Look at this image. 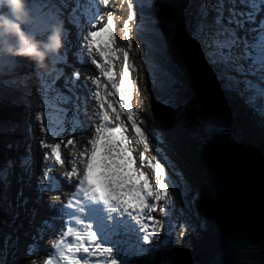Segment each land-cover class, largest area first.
I'll return each mask as SVG.
<instances>
[{
    "label": "rangeland",
    "instance_id": "obj_1",
    "mask_svg": "<svg viewBox=\"0 0 264 264\" xmlns=\"http://www.w3.org/2000/svg\"><path fill=\"white\" fill-rule=\"evenodd\" d=\"M112 1L117 8H120L119 10L121 12H117L115 15L114 12H112L113 10L110 9V7L113 6L112 3L110 7L109 4L106 6V8H109L105 9L103 13H105V17L111 14L113 18L116 19V30L113 31L115 37V44L113 47L117 53L116 57H118L115 60L118 62L115 63V69H117L122 81L125 71L124 52H128L131 62L129 67V79L133 84L131 105L135 107L133 110H135L134 114L138 126L141 127L142 131L147 136L149 150L145 151L144 142L137 135L132 122L128 119L125 112H121L120 120H116V118H114L115 112L111 110L112 121L115 123L114 126H119L121 121H123V134L130 141L126 146L132 152V157L135 161L134 164L137 169L146 174L153 187L158 186L159 181L157 180L153 168L148 164L147 160L141 159V155L147 156L149 160L155 157V162L161 164L165 168L166 176L164 177V182L168 186L170 193L169 202L165 204L164 201H160L158 205V207L166 208L169 215L166 217L160 211H156L155 214L152 215L156 220L163 222V230L153 236L150 243L141 242L138 245L139 248L144 249L143 252H138L135 247L137 245V236H142V232L134 235L129 240V244H124V249L119 251L122 264H193L191 263L192 260L190 259L189 252L198 253L199 255H205L207 258L210 257L214 259V261L209 260L203 264H239L238 261L242 263L251 260L255 250H249L248 248L251 245L253 232L255 229H258L260 224L264 225V219H258L255 214L244 209L242 203L230 201L226 198L228 193L224 185L226 180V167L220 165L218 150L211 144L212 142L217 145V147L221 148L222 139L220 137L227 129L224 120L220 119L218 116L207 118L203 115V117L200 116L198 118V121L201 122L200 124L198 121L194 123L193 120L185 121L184 124L182 122H176L175 118H172L170 114L165 111L166 109L164 110L161 108L168 107L167 104H161V99L164 100L165 96L167 98L169 92L162 90L160 85L156 87V83H154V81L156 82L155 64L160 52H164L167 49L169 35L165 32L166 28L170 27V24L164 22V20L159 21L157 18H154L151 22L145 24L146 28L138 38L137 32L140 25L143 23L140 16L135 12V19L131 20L129 23L132 41L131 47H129V38L125 35L126 30L124 28V23L128 20L131 11L128 6V0ZM186 1L189 2L186 3ZM65 3L66 2L61 4L60 1L59 5L63 10H68ZM216 5L217 0H184V8L181 9L182 13L179 12L176 15V19H184L185 26L181 29H177V32L183 36L186 53L189 58L194 61V64H196L195 69L204 70H202V72L209 81L208 86L217 93L221 105H228L232 108V115L226 116V121L228 122L227 126L236 127V131L245 135L248 142L259 144L260 142H264V132H259L263 128V124H261L260 120L257 118V116H260L259 113H262L260 108L249 106V104L246 103V99L239 94V90L244 87L243 84L237 86L227 79V76H236L237 74L232 71L231 67H226L221 63H213L214 59H218V54L215 50L214 53L210 52L209 44H205L202 41L205 38V28L209 25H213L209 19V15L214 12ZM73 6L70 7L73 8ZM215 11L217 12V10ZM79 13H81V10L76 13V15L80 17L79 26L71 22V11L61 13L59 18V23H62L64 27L63 56H58L57 53L50 55L53 65H50L49 69H55L56 64L59 65V63L62 65L61 69L58 71L55 70L53 74L50 70L35 73L37 84L38 82H47L54 90L49 91L50 93L59 92L63 98L67 99V103H62L68 107L67 110L65 109L66 113L70 114V119L66 122V135L68 137L64 144V148L66 149H70L73 145H68L69 140L74 141L80 138L82 133L90 129V126L93 124V109L90 105L92 101L90 98L91 89H89L90 80L88 79L89 77H98L96 72H99L95 70L90 75L91 71L84 72L82 70L84 64L90 66L94 65L88 60L86 51L84 50V35L87 32V24L84 21L86 17H81ZM147 13L151 14L150 11H147ZM38 16L39 18L43 17V15ZM197 18L200 20L202 19V21H199L200 26L197 25V23H199ZM205 21L210 24L206 25ZM42 23L43 21H41V24ZM40 25H38L39 27L37 28H35L36 26L30 28L29 24L25 27L27 31L38 34L42 32ZM158 26L163 28V30L157 28ZM65 30L67 31L65 32ZM0 51V68H2L4 67V62L6 63L9 58H7L8 54L4 53L2 50ZM10 57L12 67L15 56L10 55ZM76 73H79L78 78ZM81 75L83 77H81ZM28 77H26V83H29L32 87L34 83L36 84V81H33L31 75ZM50 78L55 79L56 84L50 83ZM121 81L116 84L119 86ZM154 84L155 87H153ZM32 88V94L29 93L27 95V105L31 110L30 116L27 117V124H29L30 127V136L32 135L31 127L34 129L33 123L35 122L33 117L34 103L36 100ZM121 91L123 94L121 92L120 96L125 100L127 90L121 86ZM42 92L45 93L46 91L43 89ZM107 99L112 101L113 105L116 104L114 107L117 111H119L121 104L125 105V102H117L115 98ZM120 101H122V98ZM172 110L179 112L178 116L182 115L180 110H176L175 108ZM97 111H99V108L95 106L94 114L96 112V116L99 117ZM163 125L166 126V129L174 131L173 133L174 135L176 134V139L170 137L168 140L167 137H164V130L161 128ZM200 126L203 130L200 129ZM15 127H17V123L14 124V128ZM193 127H195L193 131L199 132L193 133L190 137V129ZM158 128H161V130ZM94 136L95 135H93L92 138H94ZM28 139L29 136L24 142L23 140L14 141L12 148L15 158H13L11 166L7 168L3 175V177H6L3 178V180L4 184H7V189L5 191V199L0 201V212L7 215L5 217L6 227L8 225L11 229L6 243L5 236L7 233L2 235L3 246L0 247V264H5L10 260L14 263L19 256L17 247H15L14 244L17 240L16 237L14 238V235H16L15 232H17L15 230L16 226L13 225L16 220H19L18 222H21L20 224L23 223L25 226H30L31 224L29 220L25 217L21 218L19 215H16L10 208L13 201H16L15 192L17 186L15 185L16 175H14V173H16L21 161L25 158L22 152L25 153V151L29 149L27 147ZM171 140H174L173 146L172 142H170ZM36 145L38 144L37 135L35 134V149ZM260 154L262 155L261 157L264 156V147L259 155ZM221 156L223 163L229 162L228 159H225V157L229 158L227 153H222ZM61 175H64V171ZM185 183L188 184L189 188L192 190V194L188 202L184 201L181 206H178L175 200L178 197L177 190ZM6 200L7 203L5 202ZM247 205L249 204L247 203ZM236 207H238L237 211L235 210ZM250 209L254 210V208ZM236 214L239 216V220ZM11 218H13V222L7 224L8 220L12 221ZM206 221H208L207 225ZM236 223L238 225L235 226ZM20 224L17 226H21ZM38 235H40L39 230L37 231V236ZM31 239L34 242L42 241V237H38L37 240V238L30 236V239H27L24 243L23 249L19 250L22 257L24 256V259L26 257L29 258V250H35V247L30 244L32 241ZM176 239L177 242H180L178 247L169 248L166 252L160 250L163 249L162 247H164L167 242ZM237 240H239V250L235 245ZM130 245L133 246L131 249ZM157 253L164 254L159 256ZM27 264H30V262Z\"/></svg>",
    "mask_w": 264,
    "mask_h": 264
},
{
    "label": "snow or ice",
    "instance_id": "obj_2",
    "mask_svg": "<svg viewBox=\"0 0 264 264\" xmlns=\"http://www.w3.org/2000/svg\"><path fill=\"white\" fill-rule=\"evenodd\" d=\"M63 3L64 0H61V4ZM75 4L71 22L79 26L80 17L76 13L83 8L81 14L88 20V30L84 35V50L88 56L92 57L91 63L96 65L100 75L106 77L108 83H102L98 77H89L91 84L95 86L92 93L94 100L98 102L97 115L102 123L98 124L94 138L88 142L91 145L90 150L85 149L81 154L85 160L84 175L78 181L73 197L61 206L62 218L68 217L69 223L61 233L60 239L53 240L49 251L43 254L47 256L44 264H122L120 256L114 255V249L128 241L114 239V237L127 235L133 231L143 232L142 236H137L135 246L138 252H143L144 249L139 248L138 245L141 242L150 243L151 238L163 230V222L156 220L151 213L160 211L166 217L169 215L166 208L158 207V205L160 201L167 204L170 193L164 182L165 168L155 162V157L149 160L147 156L141 155V159L147 160L153 168L159 181L158 186L153 187L146 174L134 167L132 152L126 147L130 141L123 134V121L119 126H111L113 121L108 108H112L115 112L116 120H120L121 112H125L128 119L132 121L137 135L144 142L145 151L149 150L147 136L138 126L131 108L133 84L129 79L131 62L128 52H124V78L119 86L114 82L113 60L118 57L113 51L115 44L113 15L109 14L107 22L104 23L103 15L94 14L92 11L93 7L98 10L99 6L108 5L109 0H88V5L83 6L80 0H75ZM238 5L237 0H231L227 17L224 15L223 4L219 6L213 20L214 32L209 47L215 49L218 54V59H214L213 63L231 67L237 74L229 75L227 79L237 86L243 84L244 87L239 90V94L246 99V103L256 107L257 102L260 101L262 102L260 110L264 112V18L257 21V16L264 12V0H238ZM128 6L131 11L128 20L124 23V28L125 35L129 38V47H131L129 23L135 19L136 13L132 0H128ZM43 7L47 9V12L42 14L43 19L59 24L60 8L54 3L45 4ZM248 25L252 27H247ZM46 31L47 29H44V32ZM38 34L42 35L43 32ZM96 55L101 58L102 63L98 62ZM76 76L78 78L79 73H76ZM121 86L127 90V107L121 104L120 110L117 111L113 102L107 98L113 94L119 97ZM42 88L46 92L54 91L47 82L42 84ZM62 103H67V99L56 92L55 96H50L44 104V107L49 110L47 120L52 126L53 138L66 118V110L60 107ZM73 143L72 140L68 141V145ZM43 146L51 147L55 163L64 164L61 143L54 145L45 143ZM45 159L47 160L48 157L46 156ZM10 165L11 162H9ZM21 167L28 170L27 158L21 161ZM48 168L46 164V170L41 177L42 191L50 180L52 183L47 185L48 188L56 186L54 179L49 175ZM76 174L77 169L73 168V171L66 174V178L71 182ZM44 226H48L47 220L44 221ZM132 247L130 245V249ZM33 255H41L38 247Z\"/></svg>",
    "mask_w": 264,
    "mask_h": 264
},
{
    "label": "trees",
    "instance_id": "obj_3",
    "mask_svg": "<svg viewBox=\"0 0 264 264\" xmlns=\"http://www.w3.org/2000/svg\"><path fill=\"white\" fill-rule=\"evenodd\" d=\"M183 2L184 0H132L135 12L140 16L143 23L137 32L138 38L146 28L145 24L151 22L154 18H157L159 21L164 20V22L170 24V27H167L165 32L169 35L167 49L164 52H160L155 64L156 82L154 81V83H156V87L160 85L162 90L169 92L167 98L165 96L164 100L161 99V104H167L168 107L161 108L166 109L165 111L172 118H175L176 122L184 124L188 120H193L195 123L203 115L207 118L218 116L224 120L227 129L220 137L222 139L221 148L212 142L211 144L218 150L220 165L226 167V180L224 184L228 190L226 198L230 201L242 203L244 209L255 214L258 219H264V156L261 157L262 155H259L264 147V142H260L259 144L248 142L245 135L236 131V127L227 126L226 116L232 115V108L228 105H221L217 93L208 86L209 81L202 72L203 69H195L196 64L186 53L183 36L177 32V29L185 26L184 19H176V15L184 8ZM147 11H150L151 14H148ZM216 15L217 13L214 12L213 15L209 16V19L213 21V16L216 17ZM197 21H202V19L197 18ZM197 25L200 26V22ZM157 28L163 30L159 26ZM35 36L40 40H46L44 36L38 34H35ZM62 52V49L57 52L58 56H63ZM10 59L11 57L4 63V67L0 68V201L5 199V191L7 189V185L4 184L3 175L7 168L11 166H9V162H12L13 158H15L12 144H14L15 140H23L24 142L30 136L27 124V117L30 116L27 95L29 93L32 94L31 88L33 87V94L38 96L39 86H37L35 73L50 70L38 67L29 58L18 56L14 57V64L11 67ZM46 62L49 66L53 65L50 56ZM61 67L60 63L59 65L56 64L55 69L50 71L53 74L55 70L58 71ZM29 75H31L33 81H36V84L34 83L32 87L29 83H26V77ZM49 81L56 84V80L53 78H50ZM153 87H155V84ZM261 103L258 101L256 108H260ZM173 108L180 110L182 115L178 116L179 112L173 111ZM259 114L261 117L257 116V118L263 124V128L259 131L261 133L264 132V112ZM15 123H17V127L14 128ZM198 123L200 124L201 122L198 121ZM194 128L190 129V137L193 133L199 132L193 131ZM200 129L203 130L201 126ZM222 153L229 155V158L225 157L226 160H229L228 163H223ZM27 155V152L23 153V157ZM179 188L177 190L178 197L175 200L177 205L181 206L184 201H189L192 190L186 183ZM5 202L7 203V200ZM250 208H254V210ZM237 209L238 207L235 210L237 211ZM6 216L5 213L0 212V247L3 246L2 235L7 233L5 243L10 235L11 228L8 225L6 227ZM237 219L239 220L238 215ZM9 222L12 223L13 220H8L7 224ZM236 225L238 224L236 223ZM179 243L177 239L174 241L170 240L160 250L166 252L169 248L178 247ZM238 243L239 240L235 242V245L239 250ZM248 249L255 250L253 258L242 263L238 261L239 264H264L263 224H260L258 229L254 230L251 245ZM157 254L161 256L164 253ZM189 256L193 264H203L209 260L214 261L213 258H207L205 255H199L198 253L189 252Z\"/></svg>",
    "mask_w": 264,
    "mask_h": 264
},
{
    "label": "bare ground",
    "instance_id": "obj_4",
    "mask_svg": "<svg viewBox=\"0 0 264 264\" xmlns=\"http://www.w3.org/2000/svg\"><path fill=\"white\" fill-rule=\"evenodd\" d=\"M32 1L37 3L36 11L39 13V15H42L43 13L47 12V9L44 8L43 5L49 4V3L56 4L60 8L61 13H63V12L67 13L68 11L72 12L73 8L76 7L75 0H68V1L66 0L67 1V6L66 7H67L68 10H63L61 8V6L59 5L60 1H56V0H32ZM80 2H81L82 6L83 5H88V0H80ZM112 3H113V1L109 0V7L111 6L110 4H112ZM114 4L115 3H113V6H111L110 9L113 10L112 12H114V14L116 15L117 12L120 13L121 11L119 10L120 8H117L116 5H114ZM221 4H223V6H224L223 7L224 15H225V17H227L228 8L231 7V0H217V5L215 6V9H214L215 13H217L215 10H218L219 6ZM70 6H73V8L70 7ZM106 6H108V5H106ZM106 6H99L98 10L94 7L95 9L93 11L94 14H102L103 15V17H104L103 22L104 23L106 22L107 17L109 16V14H108V16L105 17L104 16L105 13H103V11L105 9L109 8V7L106 8ZM237 6H239L238 5V0H237ZM2 10H4V9H2ZM80 10H81V13H82L83 8L80 9ZM214 12H212L211 14H213ZM81 13H79V15H81V17H82L83 15ZM211 14L209 16H211ZM213 17L215 18V16H213ZM214 18H213V20H214ZM39 19L41 21H43V23L41 24V30H42L43 34L41 36H44L45 38H47V35L51 31V28H49V27H52L54 24H57V23L55 21H52V22L45 21L43 19V17L39 18ZM84 21L86 22V24H87L86 28L88 29V20L85 19ZM32 22L39 25L38 18H37V20L32 19ZM205 23H206V25L210 24V23H208L206 21H205ZM211 23H213V21H211ZM114 24H116V19L115 18H114ZM29 27L32 28L31 26H29ZM35 28H37V27H35ZM44 29H47V31L44 32ZM115 30H116V26H115L113 31H115ZM213 32H214V24L213 25H209L207 28H205V32H204L205 38L202 40L203 43L210 45L211 37H212ZM113 49H114L113 51L116 53V50H115L114 47H113ZM214 50L215 49H213L211 47L209 49V51L213 52V53H214ZM87 57H88V60L91 62L92 57L88 56V54H87ZM7 58H10V55H8ZM95 58L98 60V62L102 63V60H101V58L98 55H96ZM117 62H116L115 59L113 60V65H114L113 72H114V76H115V81H114L115 83H117L118 81L119 82L121 81V79L119 77V74L117 72V69H115L116 68L115 67L116 66L115 63H117ZM93 65L95 67L84 64V67H82V70L84 72H90L91 71L90 75L95 70L99 71V69L96 68V65L95 64H93ZM2 66H3V64H2ZM122 67H123V64H122ZM124 68H125V62H124ZM96 73H97L96 75L98 76V78L100 80H105L106 79V77H103V76L100 75V72H96ZM82 75H81V77L85 76V75H83V76ZM87 79H88V77H87ZM94 87L95 86L92 85L91 81H90L89 89H91V93H92V90H93ZM91 93H90V98H91L92 101H91L90 105L92 106V109H93L92 110V112H93V115H92L93 124H92V126H90V129H88L86 132L82 133L80 138H77V139L74 140V143L70 147V149L64 148V150H63L64 151V159H65L64 160V163H65L64 175L61 176L60 173L56 174L57 178L61 181V194L60 195H62V196L65 195L67 193V191L72 190L73 189L72 187H74L78 183V181L82 178V176L84 175L85 160H84V157H82L81 154L85 151V149L90 150L91 145L88 142L91 140L92 136L95 135V129L98 126V124L102 123L100 118L96 116V112L94 114V107L95 106L98 107V102L94 100L93 93L92 94ZM122 94H123V92H122ZM121 98H122V101H120ZM117 99L119 100V102H125V105L127 107V103L125 101L126 98L124 100L123 97L119 96V97L116 98V101H118ZM114 105H116V104H114ZM61 106L64 109H66V110L68 109V107H66L65 104H61ZM105 107L107 108L108 105L105 104ZM131 108L133 110L135 108L134 105H131ZM29 110H30V108H29ZM111 110H112L111 108H108V112H109L110 115L112 113ZM119 110H120V107H119ZM133 112L135 113V110H133ZM97 113H98V111H97ZM67 115H68L67 121H69L70 114H67ZM111 117H112V115H111ZM114 118H115V116H114ZM33 125H34V129H33V127H31L32 135L29 136V139H28L29 143L27 142V144H28L27 147L29 149L25 151L28 154L25 158H27V160H28L29 167H28V170H25L23 167H21V164H20L19 168L16 170V173H14V175H16V178L14 177L15 178V185L17 186L16 192H15L16 201H13L11 207L9 206L11 208V210L14 213H16V215H19L21 218L25 217L27 220L30 221L29 223H31V224H30V226H25V225H23V223L20 224L21 222L19 223L18 222L19 220H16V222L13 224V225L16 226L15 230L17 231V232H15L16 235H14V238L15 237L17 238L16 243H14V244H15V247H17V250L19 252L18 253L19 256L16 258V260H15L16 262L13 263V261L11 262V260L9 259L10 261H7V263H5V264H27L29 262H32L33 260L37 261L41 257L42 254H44L45 252H47L49 250V245H50L48 243L49 242V237L52 238V240H56V238L58 236H60V233H61V231L63 229V220L60 218L61 217V215H60V208H61L60 205L58 206L57 203L53 204L54 206L46 205V203H44L43 197L35 191V186L36 185L33 183V178L36 177L38 175V173H39L40 159L41 158L39 156H37V150L34 147V136L36 134V132H35L36 131V124L33 123ZM114 125H115V123L113 122L111 126L115 127ZM65 126L67 127V123L66 122H65ZM165 127H166L165 125L161 126V128L164 130V134H165L164 137H167L168 140H169L170 137L173 138V139H176V136H175L176 134L174 135V133H173L174 131L173 130H168ZM161 128H158V129L161 130ZM28 129H29V132H30L29 124H28ZM80 134H81V132H80ZM170 142H172V146H173L174 145V140L173 141L171 140ZM23 153L24 152H22V155H23ZM134 167L137 168L135 166V164H134ZM73 168L77 169V174L74 175L72 177L71 182H69L68 179L66 178V174L71 172V171H73ZM63 180H64V182H63ZM149 202L151 203L152 201L150 200ZM153 214H155V212L151 213V215H153ZM122 218L123 219H127V217H122ZM160 218H162V217H160ZM45 220L48 221V226L47 227L44 226V221ZM146 223L150 224L151 221H146ZM19 224L21 226H17ZM210 228H211V225H210ZM38 230L40 231V235L37 236V231ZM211 230H212V228H211ZM42 233H43V235H42ZM137 234H139V233L133 231L132 233L127 234V235L122 234L119 237H114V239L127 240L129 242V240L134 235H137ZM142 234H144V233L142 232ZM142 234H140V235H142ZM30 236L37 238V240H38V237L40 238L42 236V241L34 242L31 239L32 241L30 242V244L35 247L34 252L36 251V249L38 247L39 253L41 255L35 256V258L32 259L31 256H30L31 250H29L30 251V252H28L29 258L26 257L24 259V256L22 257L21 252L19 250L23 249L24 243L26 242L27 239H30ZM124 247H125L124 244L118 245L117 248L114 249V255H119L121 257V255L119 254V251L123 250Z\"/></svg>",
    "mask_w": 264,
    "mask_h": 264
},
{
    "label": "clouds",
    "instance_id": "obj_5",
    "mask_svg": "<svg viewBox=\"0 0 264 264\" xmlns=\"http://www.w3.org/2000/svg\"><path fill=\"white\" fill-rule=\"evenodd\" d=\"M0 6L6 9L0 13V50L11 56L29 58L48 70V57L63 47V24H54L46 40H40L25 27L32 22L28 0H0Z\"/></svg>",
    "mask_w": 264,
    "mask_h": 264
},
{
    "label": "water",
    "instance_id": "obj_6",
    "mask_svg": "<svg viewBox=\"0 0 264 264\" xmlns=\"http://www.w3.org/2000/svg\"><path fill=\"white\" fill-rule=\"evenodd\" d=\"M55 94H56V92H55V93L52 92L51 96H55ZM60 107L63 108V107L61 106V104H60ZM63 109H64V108H63Z\"/></svg>",
    "mask_w": 264,
    "mask_h": 264
},
{
    "label": "built area",
    "instance_id": "obj_7",
    "mask_svg": "<svg viewBox=\"0 0 264 264\" xmlns=\"http://www.w3.org/2000/svg\"><path fill=\"white\" fill-rule=\"evenodd\" d=\"M207 222H208V221H206V225H207Z\"/></svg>",
    "mask_w": 264,
    "mask_h": 264
}]
</instances>
